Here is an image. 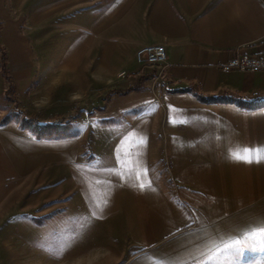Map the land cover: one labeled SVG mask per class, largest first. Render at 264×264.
Returning <instances> with one entry per match:
<instances>
[{
    "label": "crops",
    "instance_id": "0c3cea01",
    "mask_svg": "<svg viewBox=\"0 0 264 264\" xmlns=\"http://www.w3.org/2000/svg\"><path fill=\"white\" fill-rule=\"evenodd\" d=\"M10 3L0 0V42L20 76L19 92L30 87V68H40L32 101L44 117H75L69 123L77 133L48 139L0 126V202L17 188L20 197L33 191L39 205L51 204L52 228L73 237L78 227L87 237L101 229L115 264L264 259V243L209 259L264 226V162L232 155L264 148V72L221 69L237 52L264 51V0ZM154 44L166 47L163 79L152 82L153 75L141 91L105 102L110 91L124 92L152 75L135 53ZM224 97L257 106L242 108ZM148 181L154 191L139 188ZM21 207L24 214L33 210Z\"/></svg>",
    "mask_w": 264,
    "mask_h": 264
},
{
    "label": "rangeland",
    "instance_id": "374dc122",
    "mask_svg": "<svg viewBox=\"0 0 264 264\" xmlns=\"http://www.w3.org/2000/svg\"><path fill=\"white\" fill-rule=\"evenodd\" d=\"M6 6L11 8L10 0H6ZM2 24L3 21L0 20V38ZM20 30L23 34L24 28ZM32 38L36 40L35 35L30 39ZM35 45L30 43L31 58L34 61L37 59ZM4 54L7 56V69L12 78V85L5 81L2 74ZM144 67L150 68V73L155 75L152 82L159 83L163 79L165 72L163 67L155 65ZM30 71L33 73L31 85L29 84L27 91L20 93L17 83L20 82V76L10 67L8 48L0 42V126L10 125L13 130L38 136L36 130L41 125L54 124L62 117H44L40 107L32 101L33 95L37 93L35 88L41 79V69L35 66L30 68ZM61 125L55 135L43 132L40 136L54 139L70 137L77 133L72 122L64 121ZM46 191L51 192V189ZM20 192V188H17L4 196L0 202V264H42V257L47 259V264H115V255L109 253L108 237L101 233V229L96 236L89 237L86 236L84 227H78L74 237L70 236L68 229L58 231L52 228L51 218L54 213L49 212L52 210L51 204L39 205L33 191L22 197L19 195ZM48 199L51 200V196L45 201ZM22 204H28L33 210L29 214H24ZM44 213L47 214L42 216ZM37 224H41L39 225L41 227H37ZM37 235L44 236V239L36 238ZM118 239L116 240L119 241ZM124 240L121 237V241ZM255 255L252 264H264V259H259Z\"/></svg>",
    "mask_w": 264,
    "mask_h": 264
},
{
    "label": "snow or ice",
    "instance_id": "6c2138e0",
    "mask_svg": "<svg viewBox=\"0 0 264 264\" xmlns=\"http://www.w3.org/2000/svg\"><path fill=\"white\" fill-rule=\"evenodd\" d=\"M140 143L143 144L144 140L141 139ZM233 159L238 161H243L246 163H260L264 162V148L260 149H243L240 152H234ZM144 176H147V170H144ZM136 178L140 179V173L137 172ZM139 188L141 190H144L145 188H148L150 190H155L151 186V182L148 181L147 183H139ZM106 204V201H105ZM97 208L102 211V207L100 205H97ZM95 214V213H94ZM264 243V226H260L256 230H251L249 234L243 239V240H234L231 244L225 243L223 248H217V251L214 256L209 257L211 260H224L227 258L230 254L239 256L242 255L245 248H248L251 251H257L261 244ZM159 264H166V262H159Z\"/></svg>",
    "mask_w": 264,
    "mask_h": 264
},
{
    "label": "built area",
    "instance_id": "2783aa9c",
    "mask_svg": "<svg viewBox=\"0 0 264 264\" xmlns=\"http://www.w3.org/2000/svg\"><path fill=\"white\" fill-rule=\"evenodd\" d=\"M135 58L138 64L142 66H164L167 60L166 47L163 44L141 47L136 51ZM221 69L225 72H264V51L259 54L237 52L228 61L222 64Z\"/></svg>",
    "mask_w": 264,
    "mask_h": 264
},
{
    "label": "trees",
    "instance_id": "16d2710c",
    "mask_svg": "<svg viewBox=\"0 0 264 264\" xmlns=\"http://www.w3.org/2000/svg\"><path fill=\"white\" fill-rule=\"evenodd\" d=\"M1 69H2V74L4 75L5 77V81L12 85V78L11 76L9 75L8 73V69H7V56L4 54L3 57H2V65H1ZM153 78V75H149L147 77H142L141 80H140V84L138 86H132V87H129L126 91L124 92H121V91H110L106 97L104 98V101L105 102H109L110 101V98H111V95L112 94H117V95H123V94H127L128 92H132V91H141L143 86V82L145 80H148V79H151ZM177 92H191V89L190 88H187V89H181V90H178ZM196 96L201 100V101H206V100H214V99H209V98H206L204 97V95L202 94H199V93H196ZM224 100L225 101H230V102H236L240 107L242 108H252V107H255L257 106V102H246V101H243V100H240L238 98H234V97H224ZM75 117H72V116H65V117H62L60 119H57L56 120V123L54 124H47V125H41L37 130V134L38 136L37 137H41L40 135L44 132H48V133H51L54 134L57 132V130L60 129V126L62 122H67L69 123L70 121H72ZM60 120V121H59ZM55 135V134H54ZM58 138H62V137H58Z\"/></svg>",
    "mask_w": 264,
    "mask_h": 264
}]
</instances>
